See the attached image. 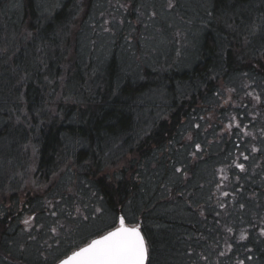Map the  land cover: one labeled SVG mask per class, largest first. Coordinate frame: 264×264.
I'll use <instances>...</instances> for the list:
<instances>
[{
  "label": "rangeland",
  "instance_id": "374dc122",
  "mask_svg": "<svg viewBox=\"0 0 264 264\" xmlns=\"http://www.w3.org/2000/svg\"><path fill=\"white\" fill-rule=\"evenodd\" d=\"M67 1L35 0L47 19ZM214 1L171 0L169 7V0H91L89 12L80 13L70 24L72 41L78 57L94 60L100 73L115 57L119 84L127 77L144 82L145 70L157 68L172 67L182 74L192 71L199 61L206 32L202 19ZM21 3L11 0L7 7L15 9ZM73 4L86 6L88 0H75ZM261 8L264 10V1L257 10ZM251 42L252 37H246L244 43ZM255 42L259 48L264 47V39ZM44 49L51 54L55 50L53 46ZM36 51L42 52L39 48ZM0 53L5 55L2 49ZM30 54L22 59L26 67ZM17 57L11 56L12 63ZM255 74L244 72L214 81L217 96L206 98L211 103H198L189 113L180 115L172 140L163 149L144 158L133 155L113 165L99 166L92 174L88 170L82 173L73 158H66L52 167L44 180L38 178L35 146L17 156L5 136L0 145V212L6 218L22 209L26 212L24 220L34 219L30 225L24 220L14 222L0 240L1 249L28 264H55L114 228L121 211L129 225L144 228L152 256L150 264H173L172 259L177 260L169 245L162 243L165 237L181 244H196L197 248L202 243L208 257L203 253V260L198 261L194 256L195 262L188 264H264V243L259 244L264 233V78ZM0 82L12 88L11 81ZM147 99L155 105L148 115L162 118L167 103L164 97ZM34 114L39 126L30 125L28 130H44L49 117L44 111ZM67 114L72 122L74 111ZM150 117L147 125L146 120L142 122L145 126H150ZM5 122L0 116V128ZM193 142L203 149L196 156L192 155ZM67 146L73 148V156L77 148L70 143ZM177 168L183 171L177 172ZM103 178L115 187L125 180L135 187L118 210L110 208L103 196L99 183ZM252 222L257 224L255 234L250 231ZM197 223L202 236L190 227ZM230 233H235V239ZM241 234L246 239L241 240ZM236 241L238 244H234ZM252 244L258 245L248 256L243 254ZM249 256L260 258L249 261ZM17 258L11 257L12 264H26Z\"/></svg>",
  "mask_w": 264,
  "mask_h": 264
},
{
  "label": "trees",
  "instance_id": "16d2710c",
  "mask_svg": "<svg viewBox=\"0 0 264 264\" xmlns=\"http://www.w3.org/2000/svg\"><path fill=\"white\" fill-rule=\"evenodd\" d=\"M10 1L0 0V49L5 52L4 56L0 53V66L3 63L0 79L12 82V88L0 82V116L6 120L0 128V145L6 136L9 148L17 156L34 145L38 153L37 177L43 180L52 167L66 158H73L82 173L88 170L92 174L99 166L113 165L128 156L152 155L172 140L180 115L189 113L198 103H211L206 98L217 96L214 81L244 72L264 78V47L259 48L255 42L264 39V20L260 18L264 10H257L264 0H215L202 19L205 39L192 71L179 74L172 67L145 70L144 82L127 77L122 84L115 57L100 73L94 60L82 61L78 57L77 45L72 41L70 24L80 13L89 12L91 0L81 7L74 6L75 0L67 1L50 19L39 12L35 0H21L15 9L7 7ZM246 37H252L248 45L244 43ZM48 46L55 48L53 54L44 52ZM38 48L42 52H37ZM27 52H31L32 58L26 67L22 59L27 58ZM15 54L18 57L12 63L11 56ZM160 96L167 102L164 115L160 119L151 118L148 114L155 105L148 103L147 98ZM70 102L71 106L66 105ZM72 110L75 116L71 122L67 111ZM41 111L50 119L46 126L41 124L44 130H28L30 125L39 126L34 113ZM147 117L151 118L150 126H145ZM67 143L77 148L73 156L70 153L73 148ZM99 183L108 206L115 210L135 191L128 180L117 187L104 178ZM119 214L123 216L121 211ZM252 223L250 231L255 234L257 224ZM198 226V223L190 225L202 236ZM142 231L145 235L144 228ZM230 235L235 239V233ZM260 236L262 244L264 236ZM145 238L148 244L146 235ZM167 239L162 243L172 249V256L177 259H172L173 264L193 263L194 256L198 261L203 260L202 255L208 257L200 244L202 239L197 242L198 248L196 244ZM256 245L245 247L243 254L248 256ZM219 252V256L224 253L221 249ZM150 260L151 253L148 264Z\"/></svg>",
  "mask_w": 264,
  "mask_h": 264
},
{
  "label": "snow or ice",
  "instance_id": "6c2138e0",
  "mask_svg": "<svg viewBox=\"0 0 264 264\" xmlns=\"http://www.w3.org/2000/svg\"><path fill=\"white\" fill-rule=\"evenodd\" d=\"M171 6V0H169V7ZM236 126L239 127V124ZM196 127L199 128L200 126L196 125ZM228 127L231 128L232 125L229 124ZM192 147L195 149L192 153L193 156L203 151L200 143L193 142ZM244 158L247 159V156ZM236 167L240 168L241 171L244 170L242 164H237ZM176 171L182 172L183 170L177 168ZM32 219L34 218L30 217L24 220L25 225H30ZM52 231L55 232L56 229L53 228ZM240 239L243 240L246 237L241 234ZM147 259L148 248L139 226H127L124 217L121 216L119 227L115 228L114 231H109L100 239L93 240L87 247L74 252L67 259L61 260L60 264H146ZM240 264L243 262L241 261Z\"/></svg>",
  "mask_w": 264,
  "mask_h": 264
},
{
  "label": "flooded vegetation",
  "instance_id": "af4514ba",
  "mask_svg": "<svg viewBox=\"0 0 264 264\" xmlns=\"http://www.w3.org/2000/svg\"><path fill=\"white\" fill-rule=\"evenodd\" d=\"M27 208H28V207H27ZM27 208H26V209H27ZM28 210H29V208H28ZM28 210H26V211H28ZM0 214H1V215H0V240L2 241V240H3V234L5 235V232H7L9 229H11L10 226H11L14 222H18V223H19V221L22 222V221L25 219L26 212H25L24 210L20 209V210L17 212L16 215H13V216H12L11 213H9V214L6 216V218H5V215L2 214L1 212H0ZM3 216H4V217H3ZM121 216H122L121 214H118V222H117V225L114 226V228H111L110 230H108L107 232H105L103 235H106L109 231H114L115 228L119 227V218H120ZM4 218H5V219H4ZM11 218L15 219V221H11ZM125 223H126V225L129 226V227L136 226V225H129L126 221H125ZM138 226H139L141 232L143 233L142 228H141V225H138ZM103 235H102V236H103ZM143 235H144V233H143ZM98 238H101V236H100V237H96V238L91 239L88 243H86V244H84L83 246L79 247L78 249L74 250L72 253H69L67 256L61 258V259H60L59 261H57L55 264H59L61 260H63V259H67V258L70 257L74 252H78L81 248L87 247L88 244H90L93 240H96V239H98ZM144 238H145V235H144ZM145 240H146V238H145ZM146 243H147V240H146ZM0 248H3V247H1V244H0ZM147 248H148V244H147ZM2 250L5 251V255L0 253V262H4L5 264H12L11 257H12L13 259H15V258H17V255H13V254L9 253V252H8L7 250H5V249H2ZM0 251H1V250H0ZM20 258H21V257L18 256L17 259H19V261H21ZM22 261H23V260H22ZM22 261H21V262H22ZM23 262L26 263L25 261H23ZM148 262H149V249H148V260H147V263H146V264H148ZM26 264H28V263H26Z\"/></svg>",
  "mask_w": 264,
  "mask_h": 264
},
{
  "label": "water",
  "instance_id": "95a60500",
  "mask_svg": "<svg viewBox=\"0 0 264 264\" xmlns=\"http://www.w3.org/2000/svg\"><path fill=\"white\" fill-rule=\"evenodd\" d=\"M140 232H141V230H140ZM141 234H142V232H141ZM143 235V234H142ZM98 239H100V238H98ZM145 239V238H144ZM147 246V245H146ZM148 260V259H147ZM146 263H147V261H146ZM60 264V263H59Z\"/></svg>",
  "mask_w": 264,
  "mask_h": 264
}]
</instances>
